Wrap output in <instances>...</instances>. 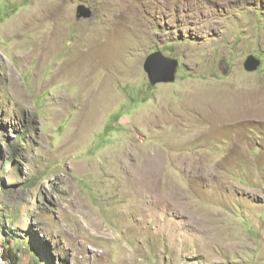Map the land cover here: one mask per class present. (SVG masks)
Returning a JSON list of instances; mask_svg holds the SVG:
<instances>
[{"label": "rangeland", "instance_id": "1", "mask_svg": "<svg viewBox=\"0 0 264 264\" xmlns=\"http://www.w3.org/2000/svg\"><path fill=\"white\" fill-rule=\"evenodd\" d=\"M0 225L18 264H264V0H0Z\"/></svg>", "mask_w": 264, "mask_h": 264}, {"label": "water", "instance_id": "2", "mask_svg": "<svg viewBox=\"0 0 264 264\" xmlns=\"http://www.w3.org/2000/svg\"><path fill=\"white\" fill-rule=\"evenodd\" d=\"M77 16L89 18L91 11L89 8L79 5L76 9ZM177 63L175 60L164 57L160 52L150 54L144 61L143 69L146 72L152 86L158 82H173ZM259 66V61L252 56H248L244 69L248 72L255 71Z\"/></svg>", "mask_w": 264, "mask_h": 264}, {"label": "bare ground", "instance_id": "3", "mask_svg": "<svg viewBox=\"0 0 264 264\" xmlns=\"http://www.w3.org/2000/svg\"><path fill=\"white\" fill-rule=\"evenodd\" d=\"M50 41V40H49ZM50 42H54V41H50ZM91 43V38L90 37H88V38H86V39H84V41H83V43H82V46H85V47H87L89 44ZM80 49V48H79ZM78 48H75L74 50H73V52H75V53H77V54H80V56H81V54L82 53H80V50H79ZM81 58H82V56H81ZM95 68V67H94ZM84 71V69L82 70V64L80 65V64H78V62H74V63H72V65L69 67V69L66 71V73H65V77H69V76H71V77H73L74 78V80H76V81H80L81 79H82V73H84L83 72ZM105 81H107V80H105ZM109 82V81H108ZM111 85V84H110ZM88 86V85H87ZM86 86V87H87ZM109 86V83H107V82H105L104 84H103V86L100 88V90H102L103 89V91H104V88H106V87H108ZM98 88V89H99ZM108 88H110V87H108ZM99 90V91H100ZM112 91V90H111ZM110 91V92H111ZM98 93V90H94V91H90V90H88L87 92H85V98H86V100H85V102L83 103V105H82V107L80 108V112H79V114H78V116H77V118H76V124H78L79 125V129L80 130H82V128H83V118H84V115L86 114V111H87V108L89 107V105L90 104H92V103H94L95 102V96H96V94ZM99 94V93H98ZM101 94H102V92H101ZM106 94V93H105ZM112 94V93H111ZM111 97V96H110ZM106 101L107 100H109V97H107L106 99H105ZM98 101V100H97ZM244 110L246 111V112H249V113H252V112H255V107H254V105L252 104V101L251 102H249L246 106H245V108H244ZM92 116H94V115H92ZM91 116V117H92ZM88 124H90V121H89V123ZM87 126V125H86ZM139 196H140V193L139 192H136L135 194H134V196H133V199L134 200H137L138 198H139ZM139 211H143V208H141ZM4 254V255H3ZM5 248H4V246L2 245V239H1V236H0V264H7V262H8V260H6L5 258Z\"/></svg>", "mask_w": 264, "mask_h": 264}, {"label": "trees", "instance_id": "4", "mask_svg": "<svg viewBox=\"0 0 264 264\" xmlns=\"http://www.w3.org/2000/svg\"><path fill=\"white\" fill-rule=\"evenodd\" d=\"M4 226H2V225H0V231L2 230V231H4ZM4 255V254H3ZM8 255V256H7ZM8 257V259H6V258ZM5 259L6 260H8V263H10V264H18V257H17V255H13V254H11V251H10V249L8 248L7 249V251H5Z\"/></svg>", "mask_w": 264, "mask_h": 264}, {"label": "clouds", "instance_id": "5", "mask_svg": "<svg viewBox=\"0 0 264 264\" xmlns=\"http://www.w3.org/2000/svg\"><path fill=\"white\" fill-rule=\"evenodd\" d=\"M243 67H244V65H243ZM258 68V67H257ZM256 71V70H255Z\"/></svg>", "mask_w": 264, "mask_h": 264}]
</instances>
